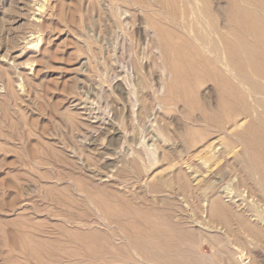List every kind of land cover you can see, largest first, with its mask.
Here are the masks:
<instances>
[{"label":"rangeland","instance_id":"obj_1","mask_svg":"<svg viewBox=\"0 0 264 264\" xmlns=\"http://www.w3.org/2000/svg\"><path fill=\"white\" fill-rule=\"evenodd\" d=\"M124 1L0 0V264H264L229 168L214 178L224 212L165 180L167 76L144 10ZM131 205L174 225L169 247L142 244Z\"/></svg>","mask_w":264,"mask_h":264},{"label":"bare ground","instance_id":"obj_2","mask_svg":"<svg viewBox=\"0 0 264 264\" xmlns=\"http://www.w3.org/2000/svg\"><path fill=\"white\" fill-rule=\"evenodd\" d=\"M125 1L144 10L167 76L154 107L168 135L161 142L175 156L165 180L178 183L175 196L199 195L212 212H224L228 205L214 178L229 168L253 201L251 217H237L238 222L262 241L264 0H152L153 6L146 0ZM172 110L179 113L173 119L168 117ZM128 211L140 218L130 226L142 244L170 246L173 224L152 221L149 210L132 205ZM80 239L89 246L84 233Z\"/></svg>","mask_w":264,"mask_h":264}]
</instances>
